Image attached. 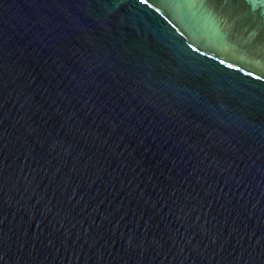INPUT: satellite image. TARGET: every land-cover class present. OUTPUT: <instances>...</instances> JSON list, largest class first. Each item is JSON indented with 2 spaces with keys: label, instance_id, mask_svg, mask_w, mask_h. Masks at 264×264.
<instances>
[{
  "label": "water",
  "instance_id": "1",
  "mask_svg": "<svg viewBox=\"0 0 264 264\" xmlns=\"http://www.w3.org/2000/svg\"><path fill=\"white\" fill-rule=\"evenodd\" d=\"M149 2L0 0V264H264V57Z\"/></svg>",
  "mask_w": 264,
  "mask_h": 264
},
{
  "label": "snow or ice",
  "instance_id": "2",
  "mask_svg": "<svg viewBox=\"0 0 264 264\" xmlns=\"http://www.w3.org/2000/svg\"><path fill=\"white\" fill-rule=\"evenodd\" d=\"M138 3L163 15L161 8L155 7L149 0H138ZM159 3L168 10L180 8L208 15L218 25L225 40L239 43L243 33L248 32L253 40L245 42L246 51L250 55L264 57V0H159ZM164 18L167 19L166 16Z\"/></svg>",
  "mask_w": 264,
  "mask_h": 264
}]
</instances>
